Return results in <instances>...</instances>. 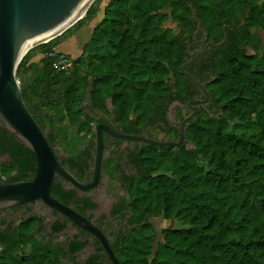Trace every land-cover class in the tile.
<instances>
[{"label": "trees", "instance_id": "1", "mask_svg": "<svg viewBox=\"0 0 264 264\" xmlns=\"http://www.w3.org/2000/svg\"><path fill=\"white\" fill-rule=\"evenodd\" d=\"M101 1L78 28L98 15ZM169 18L180 24L179 32L163 27ZM257 29L264 30V0H109L72 67H54L55 40L31 48L20 61L23 98L50 143L67 152L61 162L73 171L92 131L81 108L90 78L97 110L107 111L110 98L125 124L165 121L169 103L201 93L181 72L193 55L187 44L194 43L195 52L202 38L220 43L226 32L224 42L209 45L186 67L211 101L209 111L187 123L192 147L149 144L140 155L142 174L129 182L126 204L134 221L145 223L115 237L121 264H264V43ZM34 100L37 110L29 107ZM5 140L20 168L11 181L33 178L34 153L0 130V150L8 149ZM13 169L0 162L3 175ZM51 193L65 204L73 199L58 178ZM162 213L178 225L163 230L164 243L150 260L156 231L147 219ZM23 240L3 242L0 264H61L39 242Z\"/></svg>", "mask_w": 264, "mask_h": 264}, {"label": "flooded vegetation", "instance_id": "2", "mask_svg": "<svg viewBox=\"0 0 264 264\" xmlns=\"http://www.w3.org/2000/svg\"><path fill=\"white\" fill-rule=\"evenodd\" d=\"M199 29L200 27L197 25V31ZM206 44L204 37L201 39L198 49L203 48ZM193 46L194 43L187 44L188 50L194 55L198 49L194 52ZM204 98V94L201 92L188 98L186 102L175 99L169 103L164 111L165 121L156 119L155 122L145 123L144 125L125 124L117 120L111 104L107 105V111H102L97 110L94 103L93 105L90 103L83 104L82 101L83 118L90 122L92 131L88 140L80 145V151L75 158L77 166L73 170L74 172L70 171L85 185L93 182L99 141L98 129H100L103 145L99 180L95 187L84 190L62 176L57 178L62 188L73 193V199L67 205L87 217L93 224L99 226L106 234L111 246L115 237L118 238L123 231L133 229L138 224H143V222L145 223V221L141 223L134 221L136 217L129 210L126 200L128 198L127 187L129 182L142 174L143 168L140 164V155L145 146L150 143L124 136L154 139L162 143L176 142L180 137L181 122L195 110L192 105L201 107L199 113L203 109L208 111L211 109L210 95L202 103H191L192 100ZM109 100L110 98L107 99V101ZM35 103V100L29 103L32 110H37ZM189 120L186 122V128ZM5 146L8 149L0 150V158L5 157V159H8L9 165H14V169L8 176L3 175L0 170V179L12 182L13 178L20 175V168L17 165V157L13 155L12 149H10L12 147H10L11 142L9 140H5ZM52 146L59 160L64 159L67 161L69 156L61 145L58 142H53ZM158 147L191 148L192 144L186 139L185 134L184 141L179 146L161 145ZM32 175V171L27 172V177ZM107 180H116L125 193L115 200V204L111 206L109 212L98 214L96 209L99 202L93 195L108 187ZM149 218L147 222H149ZM154 225L157 224L154 223ZM23 235H26V237ZM22 238H24L25 243H30L32 240L39 242L43 247L48 248L49 256H58L61 264H99L100 261H102V264H108L109 262L113 264L102 242L96 235L82 229L64 213L42 201H33L0 212V257L2 248L5 245L4 241H20ZM85 251L87 253H84ZM15 253L23 254L25 252L17 250ZM96 254H99L101 259L97 261L95 259L94 263L93 257Z\"/></svg>", "mask_w": 264, "mask_h": 264}, {"label": "water", "instance_id": "3", "mask_svg": "<svg viewBox=\"0 0 264 264\" xmlns=\"http://www.w3.org/2000/svg\"><path fill=\"white\" fill-rule=\"evenodd\" d=\"M94 2L95 0H0V130L31 150L36 157V171L33 178L16 182H7L0 179V212L33 201H42L64 213L82 229L96 235L102 242L112 263L121 264L102 229L84 215L53 197L51 193L52 185L58 176L68 179L84 190L97 185L103 145L101 130L98 129L99 141L95 161V177L92 183L85 185L58 159L47 134L28 108L17 78L19 63L31 48L49 41H45V39L70 24L80 13L84 12L85 16L86 11ZM198 27H200L199 22ZM224 40H226V32H224L222 42ZM220 43H215L211 39L181 66L182 74L189 78L205 97L204 99L192 100L191 103L206 101L209 93L204 84L190 74L186 67L192 64L209 45H219ZM93 81V78L88 81L83 104L90 103L93 105ZM110 104L111 100L107 101V105ZM192 107L195 110L181 122L180 137L176 142L162 143L154 139L128 135L124 137L158 146H179L185 138L186 122L201 110L199 105H192ZM0 160L5 163L8 159L2 157ZM166 220L164 213L158 217L149 218V222L156 231L150 260L158 252L160 243H164L163 228L159 227L158 224ZM154 223L157 225L155 226Z\"/></svg>", "mask_w": 264, "mask_h": 264}, {"label": "rangeland", "instance_id": "4", "mask_svg": "<svg viewBox=\"0 0 264 264\" xmlns=\"http://www.w3.org/2000/svg\"><path fill=\"white\" fill-rule=\"evenodd\" d=\"M108 1L109 0H102L99 3V13L90 22V24L84 27L78 28L77 23L86 17V14H85L83 18L77 20L74 24L70 25L71 27L66 28L60 35L52 38L51 40H55L58 43V45L55 47L56 51L62 54H65V55H69L72 61L78 58L79 56H81L86 46V43L89 41L92 35L95 24H97V22H99L102 19L103 9H104V6L108 3ZM163 27L172 29L176 33L179 32L180 30V24H178L171 18L167 19L164 22ZM257 31L261 34L263 43H264V30L257 29ZM38 58H39V55H37V59ZM238 129L241 130L244 128L238 126ZM0 162L2 163L1 160ZM5 163L9 164L8 160ZM107 182H108V187L105 188V190H102V192H98L97 194L93 195V197L96 198L99 202V205L96 209L98 214L109 212V209L111 208V206L115 204V200L119 196L125 193L124 190L121 188V186L116 182V180L115 181L107 180ZM176 225L178 224L176 220L174 219H167L166 221H161L158 224V226L163 229L170 227V226H176Z\"/></svg>", "mask_w": 264, "mask_h": 264}, {"label": "built area", "instance_id": "5", "mask_svg": "<svg viewBox=\"0 0 264 264\" xmlns=\"http://www.w3.org/2000/svg\"><path fill=\"white\" fill-rule=\"evenodd\" d=\"M53 55L55 56V63H54V67L59 70V71H63V70H67L70 67H72L73 61L71 59H69L67 57V55L65 54H58L56 51V49H53ZM56 54V55H55Z\"/></svg>", "mask_w": 264, "mask_h": 264}, {"label": "bare ground", "instance_id": "6", "mask_svg": "<svg viewBox=\"0 0 264 264\" xmlns=\"http://www.w3.org/2000/svg\"><path fill=\"white\" fill-rule=\"evenodd\" d=\"M83 17H84V12L80 13V14H79L74 20H72V21L70 22V24H68V25L65 26L64 28H61V29L57 30L56 32H54V33L51 34L50 36H48V37L45 39V41H46V40H51L52 38H54V37L60 35V34L66 29V28L71 27L70 25L74 24L77 20H79V19H81V18H83Z\"/></svg>", "mask_w": 264, "mask_h": 264}, {"label": "crops", "instance_id": "7", "mask_svg": "<svg viewBox=\"0 0 264 264\" xmlns=\"http://www.w3.org/2000/svg\"><path fill=\"white\" fill-rule=\"evenodd\" d=\"M100 12H101V11H100ZM102 17H103V16H102ZM97 23H98V22H97ZM95 25H96V24H95ZM36 59H37V56L33 58V60H35V61H36Z\"/></svg>", "mask_w": 264, "mask_h": 264}]
</instances>
